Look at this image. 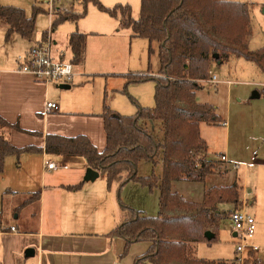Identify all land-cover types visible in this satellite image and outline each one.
Instances as JSON below:
<instances>
[{"label":"trees","instance_id":"16d2710c","mask_svg":"<svg viewBox=\"0 0 264 264\" xmlns=\"http://www.w3.org/2000/svg\"><path fill=\"white\" fill-rule=\"evenodd\" d=\"M89 2L117 18L122 28H130L133 36L148 39L150 54L155 51L153 43H157L160 62L157 74L147 70L122 75L127 79L124 92L131 83L153 81L155 106L138 105L134 115H122L104 104L102 116L107 144L103 151H99L85 135L48 134L45 147L40 148L34 145L16 147L0 133V179L5 157L10 154L20 156L24 152L44 151L84 157L90 168L106 176L108 189L116 182L121 188L131 181H138L152 190L159 187L156 217L146 216L120 203L123 220L108 234L126 241L124 255L134 243H149L147 251L136 258L135 264H240L238 257L231 261L194 257L190 246V243H210L218 239L219 229L212 225L222 216L216 212L218 205L227 202L239 207L241 204L237 181L230 186H213L205 190L201 202L184 199L172 190V183L179 180L205 182L214 172L212 161L202 158L197 162L193 156L194 150L207 148L200 133L201 123H225L215 106L196 99L200 81L210 77L212 64H222L231 56H237L255 62L264 71V47L252 50L248 43L252 34L251 5L231 0H141L139 17L134 18L130 4L107 7L100 0H84L83 11L79 13L57 8L51 31H55L60 23L85 16ZM42 12L35 6L32 15L28 16L23 8L0 5V23L7 26L6 41L13 34L32 39L37 16ZM47 34L48 30L44 37ZM86 40L87 35L78 31L70 35L69 46L76 65L85 60ZM154 123L162 126L163 136L158 137L151 131L156 127ZM0 126L21 130L1 115ZM141 160L154 164L160 160L162 175L139 176ZM83 184L80 182L67 188L78 190ZM212 212H216L215 220L211 218ZM207 230L215 234L213 239L206 238Z\"/></svg>","mask_w":264,"mask_h":264},{"label":"crops","instance_id":"0c3cea01","mask_svg":"<svg viewBox=\"0 0 264 264\" xmlns=\"http://www.w3.org/2000/svg\"><path fill=\"white\" fill-rule=\"evenodd\" d=\"M100 1L107 7H113L118 3L130 4L133 17H139L141 0ZM78 2L81 8L73 6L71 9L79 13L83 11L84 0ZM0 5L27 8L23 0H0ZM36 5L38 4H33V9ZM45 7V5L40 6L43 12L38 14L37 19L41 14H49L48 8ZM64 9L60 10L64 11ZM56 16L57 12L52 17L51 25ZM50 28L51 26L42 30L43 32H39L37 36L35 26L32 39L28 40L19 34H13L7 41L15 42L19 50L14 56L7 54L0 61V115L10 124L18 125L21 130L10 128L6 131V135L16 147L34 145L40 148L45 147L48 134L67 137L85 135L99 151H103L107 144L105 120L102 116L104 100L101 96L97 98L92 93H89L90 99H88L82 92H88L87 82L90 81L91 76H104L107 79L122 78L125 81L122 75L127 72L117 71H121L119 66L132 62V55L124 58L123 53L127 48L129 50V46L133 50L137 40L138 44H141L142 39L149 41L146 38L133 36L130 28H122L117 18L99 10L89 2L85 16L78 20L60 23L52 32L55 52L58 50L65 56L67 50H71L69 38L73 32L78 31L87 35L85 60L76 67L77 84L73 86L74 79L69 88H62L60 83L37 82L30 74L19 70V57L33 44L42 40L45 31ZM6 30L7 28L5 33ZM63 37L67 40L66 48L58 49L59 41ZM109 40L117 46L103 49L100 43ZM96 45L100 46L96 47ZM154 50L156 51L155 48ZM145 59L146 53L142 52L140 61L144 62ZM214 65L212 64V67ZM159 69L160 62L154 72ZM260 70L264 75V71L261 68ZM154 72L151 70V73ZM258 92L262 97L263 92L260 90ZM48 101L57 102L58 109L47 112ZM198 102L203 103L199 100ZM109 103L116 102L109 101ZM215 108L217 109L216 106ZM223 125L228 127L229 122L225 119ZM154 126L157 128L159 123H154ZM231 131L230 124V135L226 130V151L220 152V156L222 154L227 156V161H222L226 170L228 164H233V153L229 146L227 148L228 143L231 145ZM200 133L202 136L201 125ZM202 138L207 144V148L201 150L202 158L208 160L209 143L203 136ZM242 154L247 172L246 175L243 174V183L237 181L240 187L239 208L254 216L256 230L247 239V247L242 252L237 251L236 248L229 257L219 256L224 252L222 246L229 245L227 241L219 238L215 249L217 254L212 257L198 255L200 245H211L207 241L190 243L194 257L231 261L247 253L252 257L254 264H264V149L261 148L260 151L257 148L245 147ZM47 161H53L57 166L49 169L46 167ZM213 163L216 167L215 160ZM89 168L84 157L47 154L44 151L24 152L20 156L10 154L5 157L4 172L0 179V264H135L136 258L147 251L149 243L144 241L134 243L124 255L126 241L122 237L108 235L123 220V212L115 192L118 183L116 182L112 189H108L106 181L100 179L99 182V178L104 174L99 172L98 177L90 178ZM224 170L222 169V172ZM209 175L204 183L208 182ZM80 182L84 184L78 190L67 188ZM176 182L178 181L173 182L172 190ZM223 185L212 184L209 188ZM156 189L159 191V187ZM37 193L39 196H35ZM223 204L225 203L218 205L216 212L219 215H222ZM231 204L227 203V205ZM216 212L211 213V218L212 216L215 218L213 213ZM220 223L214 222L219 233ZM11 227H15V230ZM232 234L235 237L233 230ZM30 247L35 249V255L26 257L25 251Z\"/></svg>","mask_w":264,"mask_h":264},{"label":"rangeland","instance_id":"374dc122","mask_svg":"<svg viewBox=\"0 0 264 264\" xmlns=\"http://www.w3.org/2000/svg\"><path fill=\"white\" fill-rule=\"evenodd\" d=\"M27 8H23L27 15H32L33 4L37 7L46 6L45 2L41 0H23ZM237 2H245L251 5V31L252 34L248 39L249 47L252 50L264 47V0H233ZM23 3V2H22ZM77 0H63L56 4L65 9H71L75 6L81 8ZM11 6V5H10ZM14 6V5H13ZM19 7V6H16ZM64 9V10H65ZM73 9V8H72ZM57 8L54 11H48L53 16ZM52 12V13H51ZM50 14H41L37 19L36 30L37 36L42 30H46L51 26L52 16ZM7 26L0 23V61L3 60L6 55L14 56L19 50L15 42H7L4 34ZM138 40L133 45V50L129 46L124 54V58H128L132 55V62L124 63V65L119 66L121 71L117 72H127L139 73L146 72L148 69L155 70L159 66V58L157 54V44L153 47L156 49L155 53H149V42L146 40H141V44L137 43ZM147 44H146V43ZM145 43V46H144ZM101 47L103 49L111 48L117 46V44L111 43V41L101 42ZM67 45L66 38H62L59 41V47L66 48ZM100 45H96L99 47ZM67 50V49H66ZM57 54H59V51ZM70 49L67 50L66 58H70ZM142 52L146 53V59L144 62L140 61ZM151 65V67H150ZM77 67V65H76ZM150 67V68H149ZM79 69H77L78 71ZM146 70V71H141ZM211 72L216 74L218 77L217 83H209L205 80L200 81V88L197 90V97L199 101L203 103H210L217 107V114L223 119L229 122V126L226 127L223 124H209L206 122L201 123L202 136L209 143V161L215 160L216 167L215 173L209 175L208 182H198L190 180H179L175 183L173 187L174 192H179L184 199L188 201L199 202L202 200L204 190L209 188L212 184H224L231 185L232 183L238 181L243 183V174L246 175V164L243 163V154L245 147L257 148L261 151L264 149V75L260 70L259 66L252 61L245 59L244 57L231 56L229 60L224 61L222 64H215L211 67ZM154 72L153 74H157ZM77 77H75V84H77ZM125 78V77H124ZM205 81V82H204ZM127 79L123 81L122 78H109L104 76H91L88 85V92H82L88 99H90V94L95 96H101L104 100L106 106L112 110H117L122 113V115H134L138 112V105L142 107H154L155 106V83L153 81H145L140 83H131L127 86L126 92H124V85ZM123 86V87H122ZM263 92L262 97L253 99L252 93L254 91ZM90 93V94H89ZM136 102H135V101ZM197 100V101H198ZM116 102V103H109ZM231 119V123H230ZM230 124H231V145L228 143L227 148L231 149L233 153L232 163L228 164V169L224 166L220 157V152L226 151L225 143L226 130H228V135H230ZM150 129V125H148ZM9 128L0 126V133L5 137L6 131ZM151 131L158 136H163L162 126H157ZM256 152V151H255ZM193 156L196 158L197 162L202 159L201 150H194ZM236 164V168H234ZM234 165V166H233ZM225 169L222 172V169ZM138 174L142 177H147L151 175L161 176L162 175V164L152 163L149 161L141 160L138 165ZM220 171V172H219ZM222 172V174H221ZM106 181L105 175L99 178ZM116 185L113 184L112 187ZM173 185V183H172ZM223 185V186H224ZM157 188V187H156ZM150 189L148 186L143 185L138 181H131L120 188V184L115 190L116 196L120 203H123L135 210L141 211L144 215L149 217H156L159 213V197L160 193L158 189ZM112 189V188H111ZM250 207V206H248ZM247 207V209H249ZM121 208V206H120ZM222 216L218 220L220 223V233L218 239L210 242L209 244H202L199 246L198 255H204L208 257L215 256V249L220 240L227 241L228 246H222L224 249L223 253H220L221 257H229L232 251H236L239 240L233 237L232 234V222L230 220V214L236 210H243L235 206L234 204L227 205V202L221 207ZM213 215H215L213 213ZM214 216H212L213 218ZM214 219V218H213ZM214 225V224H212ZM240 264H254L252 257L249 254H244V256L239 255Z\"/></svg>","mask_w":264,"mask_h":264},{"label":"built area","instance_id":"2783aa9c","mask_svg":"<svg viewBox=\"0 0 264 264\" xmlns=\"http://www.w3.org/2000/svg\"><path fill=\"white\" fill-rule=\"evenodd\" d=\"M41 1L47 4L48 11H54L59 7L56 4L63 0ZM50 16L53 17L52 14ZM18 61L19 70L30 74L35 81L40 83L49 84L55 82L71 85L76 77V64L73 62V55L71 58H66L65 55L55 52L51 28L48 30V34L42 40L33 44L25 54L19 57ZM218 80L217 75L210 70V77L206 81L209 83H217ZM58 107V103L55 101H48L46 104L47 112L57 110ZM220 157L221 160L227 161L225 154H222ZM56 166V163L53 161L46 162V167L49 169L55 168ZM230 220L235 238L239 240L237 251L242 252L247 247V239L256 230L255 218L244 210H236L230 214ZM11 229L15 230V227H11Z\"/></svg>","mask_w":264,"mask_h":264},{"label":"water","instance_id":"95a60500","mask_svg":"<svg viewBox=\"0 0 264 264\" xmlns=\"http://www.w3.org/2000/svg\"><path fill=\"white\" fill-rule=\"evenodd\" d=\"M60 87H62V88H69L70 85H69V84H61ZM252 97H253V98H259V97H260V93H259L258 91H254V92L252 93ZM98 175H99V171L94 170V169H92V168H89V169H88V177L94 179V178L98 177ZM234 234H235V233H234ZM205 236H206V238H207L208 240H211V239L214 238L215 234H214L211 230H207V231L205 232ZM35 252H36L35 249L32 248V247H30V248L26 249V251H25V256H26V257H32V256L35 255Z\"/></svg>","mask_w":264,"mask_h":264}]
</instances>
